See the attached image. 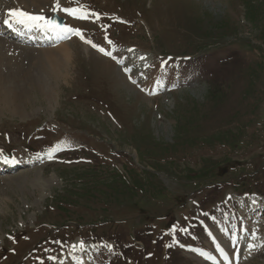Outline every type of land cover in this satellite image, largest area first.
<instances>
[{
    "label": "rangeland",
    "instance_id": "374dc122",
    "mask_svg": "<svg viewBox=\"0 0 264 264\" xmlns=\"http://www.w3.org/2000/svg\"><path fill=\"white\" fill-rule=\"evenodd\" d=\"M58 2L0 36V264H264V0Z\"/></svg>",
    "mask_w": 264,
    "mask_h": 264
},
{
    "label": "snow or ice",
    "instance_id": "6c2138e0",
    "mask_svg": "<svg viewBox=\"0 0 264 264\" xmlns=\"http://www.w3.org/2000/svg\"><path fill=\"white\" fill-rule=\"evenodd\" d=\"M61 10L69 15H72L78 19H87L88 13L86 11H82L80 8H63L61 9L60 4L57 0V3L55 4L54 11L55 10ZM10 17H12L15 20L16 24L22 25L26 27L29 31L33 29H39V30H46L54 32L59 38H66L68 33H74L75 35H78L81 37V39H84L82 33L79 29H73L67 25L60 24L59 22L53 20L51 17H45L43 13L40 14H30L28 12H24L22 10H10L9 13ZM93 16L98 17L97 13H92ZM4 24L8 25V27H12V22L10 19H5L3 21ZM86 43H91V41L86 40ZM111 43V41H109ZM92 47L96 48L97 45L92 44ZM101 52H105L103 48L98 49ZM106 55H111V53L105 52ZM127 71V70H126ZM59 151V146H54L49 150L48 157L49 159L52 158L53 154ZM2 155V154H0ZM4 162H8V157L3 156ZM250 250L255 247V245H250Z\"/></svg>",
    "mask_w": 264,
    "mask_h": 264
},
{
    "label": "bare ground",
    "instance_id": "6f19581e",
    "mask_svg": "<svg viewBox=\"0 0 264 264\" xmlns=\"http://www.w3.org/2000/svg\"><path fill=\"white\" fill-rule=\"evenodd\" d=\"M38 11H40L39 9H37ZM45 17H49L50 16V13L48 12V13H45V15H44ZM6 19H8V18H10V16H8V15H6V17H5ZM3 20V19H2ZM1 27V26H0ZM24 28H26V27H24ZM2 32V31H1ZM44 52V51H43ZM48 52V51H47ZM47 57L48 56H50L48 53L47 54H45ZM50 57H52V56H50ZM54 57V56H53ZM49 58V57H48ZM140 58H138L137 60H139ZM48 60V59H47ZM11 162V161H10ZM78 245V243H76L75 244V246H77Z\"/></svg>",
    "mask_w": 264,
    "mask_h": 264
},
{
    "label": "water",
    "instance_id": "95a60500",
    "mask_svg": "<svg viewBox=\"0 0 264 264\" xmlns=\"http://www.w3.org/2000/svg\"><path fill=\"white\" fill-rule=\"evenodd\" d=\"M53 20L59 22L60 24L62 23V20L61 19H58L57 17H54Z\"/></svg>",
    "mask_w": 264,
    "mask_h": 264
}]
</instances>
